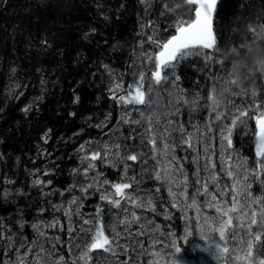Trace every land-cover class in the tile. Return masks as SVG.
<instances>
[{
	"label": "trees",
	"instance_id": "16d2710c",
	"mask_svg": "<svg viewBox=\"0 0 264 264\" xmlns=\"http://www.w3.org/2000/svg\"><path fill=\"white\" fill-rule=\"evenodd\" d=\"M164 3L175 7L182 0H152L147 12L140 0H0V193L4 188L11 193L7 199L0 195V222L15 225L13 232L20 239L24 236L30 241L36 239L31 228L33 223L65 222L63 212L55 211L52 205H67L73 195L78 198V204H82L81 209L87 212L83 216L94 215L97 206L105 213L107 203L100 199L96 187L103 192L112 190V184L128 182L129 179L120 175L121 163L113 167L110 163L95 161V172H90L89 178L91 180L95 173L102 175L96 186L89 189L87 198L79 199L83 194L78 187L66 191L82 180L72 172L87 163L80 159L85 153L77 152L81 144L86 141L99 143L101 136L114 128L110 127L112 123L121 128L107 135L113 132L115 136L128 135L122 129L119 102L111 98L109 88L114 83L128 84L130 78L137 76L133 72L138 73L143 67L140 41L146 40V35L155 31L158 39H164L174 32L172 23L177 13L160 16ZM217 10L215 28L223 35L218 43L220 52L214 54V61L207 68L202 58L192 57L183 61L179 69L182 99L170 108L172 112L179 108L178 114L183 120L180 123L186 129L191 124L202 127L209 119L212 101L207 97L213 85L221 87L225 104L235 101L236 106L246 107L245 89L249 94L255 90L256 99L264 101V31L255 36L248 32L249 26L260 30L264 25V0H218ZM149 20L157 27H142ZM165 28L168 31H164ZM144 48L155 50V45L145 43ZM221 80L224 81L222 85ZM228 81H234V85L229 86ZM25 108L29 110L24 111ZM249 114L252 115L251 110ZM101 123L107 127H95ZM254 126V118L249 119V128L243 131L237 128L233 134L232 150L239 157L247 158L248 167H253L256 159L250 131ZM245 132L248 135H244ZM175 151L189 156V150L182 152L176 148ZM132 163L136 166V162ZM45 171L48 176L43 175ZM149 171L141 175V170L133 172L132 176L139 182L138 185L134 182L133 188L138 187L142 195L153 196L157 211L162 213L161 205L169 206L166 188L161 182L150 179L149 173L153 170ZM37 178L52 183L47 187L33 186ZM8 180L13 183L8 184ZM104 180L109 183L101 184ZM41 187L43 193L56 194L45 196ZM157 187L161 189L159 193H155ZM59 192L64 195L60 196ZM41 208L46 209L42 214ZM171 212V222L158 215L154 216L155 222L164 232L168 230L174 234L175 246L186 259L197 260L189 238L180 239L183 228L177 226L181 222L179 213ZM20 219L26 221L23 235L17 223ZM77 220L72 218V227ZM56 234L64 241L63 233ZM160 239L166 242L165 236ZM3 251L7 248L0 242V255ZM59 254L71 264L72 258L67 255L66 248H61Z\"/></svg>",
	"mask_w": 264,
	"mask_h": 264
},
{
	"label": "snow or ice",
	"instance_id": "6c2138e0",
	"mask_svg": "<svg viewBox=\"0 0 264 264\" xmlns=\"http://www.w3.org/2000/svg\"><path fill=\"white\" fill-rule=\"evenodd\" d=\"M140 3L145 5L146 12L152 7V0H140ZM217 5L218 0H182V3L176 4L175 7L164 3L162 5L164 11L159 13L160 16H165L166 13H177V18L172 23L174 32L164 39H158L154 31L151 35H146V40L140 41V47L143 49L141 52L143 67L138 72L135 85L129 86L131 91L118 95L124 90L123 85L114 83L109 88L111 98L122 105H143L149 110L155 106L158 110L165 107L161 103V95L167 93L170 104H179L182 99L179 91L181 79L179 69L182 62L192 57H199L203 59L204 67L207 68L214 61V54L220 52L218 43L223 40V35L215 28V19L218 17ZM177 9L180 11L177 12ZM142 27L155 28L157 25L153 20H149ZM164 31L168 29L165 28ZM261 31H264V25L260 26V30L252 26L248 28V32L253 36L260 34ZM145 43L155 45V50L145 49ZM239 50L244 51V49ZM216 62L222 63V61ZM104 67L107 69L108 66L104 65ZM111 74L109 71V75ZM133 75L137 73L133 72ZM146 81L147 89H145ZM223 83L224 81L221 80V85ZM228 85H234V81H228ZM220 91L221 87L217 88L213 85L207 97L212 103L209 106L211 109L209 119L205 121L203 130L198 124L192 125L194 132L200 134L198 137L194 136V132H189L178 120L168 119L166 112L152 110L146 115L144 111L137 109L142 119H132L125 112V115L121 117L122 122L129 125H141L144 127V132L141 133L139 129L133 127L126 136L110 137L111 143L97 144L95 147L92 146L91 141L81 144L77 152L85 153L80 159L87 163L82 169L74 168L72 172L81 176L82 180L79 185L73 184L66 191L71 192L78 187L83 194L79 199L85 198L89 189L96 186L98 177L102 175V173H95L90 180L89 173L95 172L96 169L95 161H104L113 167L117 163H122L124 175L127 177L128 169L132 166L128 163L129 161H139L141 165H147L151 159L156 163L153 165V171L149 173V178L168 185V195L173 201L172 208L186 213L189 208L195 207L197 222H199L202 208L215 212L214 216L207 214L203 216L204 223L208 226V233L202 231L201 238L208 240L214 233H218V239L222 243L217 242L211 247L193 245V250L200 253L212 252L217 259L224 261V264H264V178H262L264 177V101L256 99L258 93L255 90L249 94L245 89L243 96L247 97V101L250 102L246 101V107L240 108L236 106L235 101H231L236 114L233 115L231 122L226 124L223 121L228 113L219 110V100L216 99ZM153 92L156 93L155 98L152 96ZM78 99L79 97L77 101ZM184 103L188 102L184 101ZM23 110L28 111L29 109ZM250 110L252 111L251 116ZM179 111L177 107L171 114L175 116ZM253 118L255 126L250 131L254 137L256 159L254 166L248 167L246 166L247 158H241L237 154L234 160L231 150L234 148V131L237 128L241 131L249 128V119ZM142 121H146V126ZM95 127L103 128L107 125L101 123ZM174 133L175 136H173ZM244 135L248 133L245 132ZM137 137L139 141L135 143ZM217 137L219 138V155L216 152ZM44 142L47 143V139ZM197 145L200 147L198 148ZM137 147L141 149L139 152L135 150ZM176 148L191 149L195 152V155L191 157V162L196 165L193 175L197 178L194 182L195 191L190 201L187 195L188 176L183 170V164L176 161L175 155H171L168 164L163 167H161V159H158L160 155L168 157L169 153H174ZM122 149L123 154H121ZM225 152H227L226 157ZM201 153L203 154V165L200 163ZM109 156L115 159L109 160ZM217 161L220 162V172L215 171ZM173 162H176L175 167H173ZM141 171L147 173L149 169L142 168ZM202 172L205 174L203 178L201 177ZM221 172L232 181L231 185H225L222 190L219 187ZM43 175L48 176L49 173L45 171ZM89 180L90 182L85 183ZM134 182L137 185L139 183L136 177L132 176L128 182L112 184L111 187L115 190L114 195L119 197L117 199L101 194V200L123 214L122 218L118 216L111 224L106 218H102L104 209L100 206H97L94 215L84 218L80 213L82 204H78V198L74 195L67 205L53 204L52 208L55 211H63L70 222L73 215L80 217L81 222L78 228L69 227L67 229L70 238L68 244H63L59 237L54 241L49 240L42 230L41 223L31 225L36 239L30 241L26 236L23 239L16 236L13 232L15 225L0 222V242H3L7 248V251L2 254L9 256L11 264H67L65 256L59 254L61 248H66L72 258L71 264H129L130 261L131 264H138V261L130 254L134 252L137 256L151 255L158 258L157 261L148 260L147 264H162L163 257L160 252H152L151 249L156 245L164 246V240L160 239L161 236L167 237L174 234L165 233L155 222L154 216L159 213L153 196L140 194L138 187L133 188ZM7 183L11 184L13 181L8 180ZM32 183L33 186L47 187L52 181L37 178ZM108 183L107 180L101 182V184ZM254 183L262 186L260 195L253 194ZM210 185L213 186L212 191L209 190ZM43 187H41L42 193ZM128 189H133V191L126 192ZM96 190L99 191V187H96ZM160 191V187L155 188V193ZM52 194L56 193H43L45 196ZM58 194L64 195L63 192ZM226 194H230V199H223ZM0 195L7 199L11 193L9 189L4 188ZM199 196L208 197L203 205L197 201ZM73 205H76L75 210L72 208ZM125 205H131L132 209H142L152 215L137 214ZM39 211L42 214L46 209L41 208ZM165 218L170 219L171 216L166 212ZM17 223L20 235H23L26 221L20 219ZM57 225L63 230L64 226L58 220H53L48 226L56 227ZM134 225L135 230H133ZM142 237H147L150 242L147 248H145ZM229 239L232 241L231 248L228 246ZM45 244L49 247H45ZM171 246L175 248L176 253H180V248L175 246V240L171 242ZM13 252L15 259H12L10 255ZM121 256L125 259L120 260ZM175 260L176 264H180L177 257ZM0 264L4 262L0 260ZM184 264L188 262L184 261Z\"/></svg>",
	"mask_w": 264,
	"mask_h": 264
},
{
	"label": "rangeland",
	"instance_id": "374dc122",
	"mask_svg": "<svg viewBox=\"0 0 264 264\" xmlns=\"http://www.w3.org/2000/svg\"><path fill=\"white\" fill-rule=\"evenodd\" d=\"M137 78H138V73H137V76H133L132 78L129 79V83L128 84H124L123 85V89L124 90L123 91H120L118 93V95H124L125 92L131 91L132 89L129 86L130 85H135ZM145 89H147V81L145 82ZM179 91H180V94H181V90H179ZM152 96H153V98H155L156 93L153 92L152 93ZM174 98H175V94L173 96V99ZM216 99L219 100V110L228 113L227 118L223 122L226 123V124H229L231 122V119H232L233 115L236 114L235 108L232 106L231 102H228V103L225 104V100L226 99H225V97H223L222 93H220V95H217L216 96ZM161 103L165 107L157 110V109H155V106H153V109L152 110H155V111H158V112L159 111H163V112L168 113V117H167L168 119H172L174 121L175 120H178L179 122L182 120V119H180L179 114H177L175 116L171 114L173 112L171 111V108L170 107L173 108L176 104H170L169 103V97H168L167 93H163L161 95ZM119 106H120V109H119V117H120V119H121V117H123L125 115V112H127L128 115L132 119H142L141 116H140V111H144L146 115L149 114L150 111H152V110L147 109L143 105H122V104L119 103ZM137 109H139L140 111H138ZM210 111H211V109H210ZM205 117L208 118L207 115ZM227 120L229 121L228 123H227ZM120 121H122V120H120ZM117 122L119 123L118 120H117ZM142 123L144 124V126H146V121H142ZM161 123H163V121H161ZM186 123H187V120H186ZM192 125L193 124H191L190 125V128L187 129L189 132H194ZM111 126H114V128H112V129L109 128L104 133L105 135H102L101 136L103 138L106 136L105 139L102 138L103 140L102 139H101V141L99 140L100 141L99 143H98V141L97 142H93L92 143L93 144L92 145L93 147H95L97 145L96 143L103 144V143H110L111 142L110 137L115 136V134H114V132L113 133H110V135H107V134H109V132H111L112 130L116 132L117 129L119 130V128H121V125L117 126V125H115V123H112L110 125V127ZM122 126H123L122 129H125V131H126L125 133L126 134H128L129 131H130V128H133V127L139 129L141 133L144 132V127H142L141 125H129V124L123 123ZM202 127H204V126H202ZM202 127H200V128H202ZM201 130H203V129H201ZM118 132H120V131H118ZM120 135H121V133H120ZM175 135L176 134H173V136H175ZM199 135H200L199 133L194 132V136L198 137ZM138 141H139V137H137V141L135 143H138ZM216 142H217L216 152H217V155H219L220 154V147H219V138L218 137H217V141ZM170 143H171V141H170ZM160 146L162 147V145H160ZM197 147L199 148L200 145H197ZM139 149L140 148L137 147L135 150H139ZM145 150L146 149H144V151ZM188 150H189V156H188V158H190L189 160L188 159H184V157H187V156H185V153H182L181 154V153L176 152V151L174 153L173 152H170L168 157H164L163 155H160V156H158V159H161V161H162L161 167L166 166L168 164V160H169V158H170L171 155H175L176 156V161L179 162L180 164H183V166H184L183 170H184V172L188 176L189 187H188L187 195H188L189 201H190V199H191V197H192V195L194 194V191H195L196 185H194V182H195V180H196L197 177L195 175H193V173L195 172V169H196V165L191 162V157L193 155H195V152H193L191 149H188ZM180 151L186 152V150L184 148H180ZM231 152H232V155H233V159L235 160L237 158V155L233 152V150H231ZM190 153H191V156H190ZM224 155L226 157L227 156V152H225ZM201 156H202V159H201L200 163H201V165H203L204 160H203V154L202 153H201ZM111 158H112V156H109L108 159L111 160ZM144 158H147V157H144ZM101 163L102 164H106V162H104V161H100V164ZM128 163L130 165H132V166L128 169V175H127V177H125V175H124V170H123L124 166L121 163L122 168H121L120 175L124 179H129L128 177H131L132 174H133V172L136 173L138 170L140 171L142 168H149V169L153 170V165H155L156 162L153 161V160H151V159H149L147 165H141L139 163V161H138V162H136V166L132 162H128ZM175 166H176V162H173V167H175ZM134 169H135V171H133ZM215 171L220 172V162L219 161H217V168L215 169ZM137 173H139V172H137ZM142 173L143 172H141L140 175ZM204 175L205 174L202 172L201 173V177L203 178ZM231 183H232V181L229 180L228 177L221 172V174H220V184H219L220 189L221 190L224 189V186L225 185H231ZM164 185H165V188H166L165 193L167 195V199H168L169 206H166V205L162 204L161 205V207H162L161 210L163 212L161 213V212L157 211L159 213L158 216L161 219H163V220H168V222H171L170 221V219L172 218V212H171V210H174V211H176V212L179 213L180 218H181V222L178 223L177 226L180 225V228H181V226L183 228L182 233H180V235H179L181 238L180 237L179 238L181 240H183V241L185 239L189 238V240L191 241V243L193 245H199L200 247H211L213 244H215L217 242H220L219 239H218V233H214L212 235V238H210L208 240H204V239L201 238L202 237V231H203V233H208V226L204 223L203 216L205 214H207L208 216H214L215 215L214 210L202 208V210L200 212L199 222H197V210H196L195 207L189 208L186 213L183 212V211H181V210H178L177 208H172L171 207V204H172L173 201H172V198L168 195V191H167L168 185H166V184H164ZM261 187L262 186L260 184L254 183L253 184V188H252L253 194L254 195H260L261 194ZM209 190L210 191L213 190V186L212 185L209 186ZM106 192L112 193L113 194L112 195V198L113 199L119 198V197H116L114 195L115 190H113V189L112 190H104L103 192H102V190H99V191H97V194L100 196L103 193L106 194ZM86 198H87V195L85 196L84 199H86ZM206 199H208V197H205V196H199V197H197V201H198V203L200 205H203V202ZM223 199H230V194H226L223 197ZM83 204H85V203H83ZM83 206H89V204H85ZM125 206L126 207H129L130 210H132L131 205H125ZM75 208L76 207H74L73 210H75ZM106 208H107V210L105 211V213L102 214V218H106L107 221L109 222V224L113 223V221L115 219H117L118 216L120 218H122V215L123 214L120 213L119 210L113 209L112 206L109 205V204L106 205ZM134 210H139L141 212H144V213H146V214H144L146 216L147 215H152V213L145 212L142 209H134ZM62 212L63 211H61V213ZM166 212H167V214H169L171 216L170 219H166L165 218V213ZM80 213L82 215L84 213L86 214L87 212H86V210H84V209L82 210L80 208ZM73 217H75V218L78 219L77 220V223H75L73 227L78 228L79 227V224H80L79 223L80 217H77L75 215H73ZM83 217L84 218H90L89 216L88 217L83 216ZM185 217H187V219ZM63 218H64V220L66 219L65 222L64 221L60 222L61 220H59L60 224H62L64 226L63 230H61V228L59 227V225H57L56 227H50V226H48V225H50V223L48 225H46V223H41V225L43 226L42 227V230L46 233L47 238L49 240H53L54 241L55 240V237L56 238L59 237L56 234L57 232H59V233H63L64 234V241H62L61 239H60V241L62 243H64V244H68L70 242V238L68 236L67 229L69 227H72V225H71L72 224V221L70 222L67 217L65 218V215L64 214H63ZM85 227H88V226H85ZM135 227L136 226L134 225L133 226V230H135ZM166 227H167V229L170 228V226H166ZM118 230H120V229H118ZM109 231H111L110 228H109ZM165 233H171V232H169L167 230V231H165ZM73 235H75V233H73ZM77 239H78V237H77ZM142 239L144 240L145 248H147L148 245H149V243H150L149 240H148V238L147 237H144ZM165 240H166V242L164 241V246L156 245V246H154L151 249L152 252H156V251H159L160 252L161 256L163 257L162 264H176V260H175L176 257H177L178 261L180 262V264H184V261L188 262V264H224V261L217 259L213 255L212 252L200 253L199 251H196V258H197V260H195V259L194 260L186 259L183 256V254H181V252L180 253H176L175 252V248H173L171 246V242L173 240H175L174 239V235L173 236H167V237H165ZM176 241L177 240H175V243H176ZM121 242L123 243V241H121ZM220 243H222V242H220ZM228 246L230 248L232 246V241L230 239H229V245ZM4 252L5 251H3L2 253H4ZM2 253L0 255V260H2L4 262V264H11V262L9 260V256L3 255ZM66 253H67V250H66ZM130 254L133 256L134 259H136L138 261V264H147V261L150 260V259L153 260V261H157L158 260L157 257L151 256V255H140V256H137L136 253H134V252H132ZM10 255H11L12 259H15L14 252L11 253ZM67 255H69V254L67 253ZM124 259H125V257L123 258V260ZM129 264H131V261L129 262Z\"/></svg>",
	"mask_w": 264,
	"mask_h": 264
},
{
	"label": "water",
	"instance_id": "95a60500",
	"mask_svg": "<svg viewBox=\"0 0 264 264\" xmlns=\"http://www.w3.org/2000/svg\"><path fill=\"white\" fill-rule=\"evenodd\" d=\"M254 153H255V145H254Z\"/></svg>",
	"mask_w": 264,
	"mask_h": 264
},
{
	"label": "bare ground",
	"instance_id": "6f19581e",
	"mask_svg": "<svg viewBox=\"0 0 264 264\" xmlns=\"http://www.w3.org/2000/svg\"><path fill=\"white\" fill-rule=\"evenodd\" d=\"M124 85V84H123ZM118 107V106H117ZM119 108V107H118ZM121 136H122V134H121Z\"/></svg>",
	"mask_w": 264,
	"mask_h": 264
}]
</instances>
